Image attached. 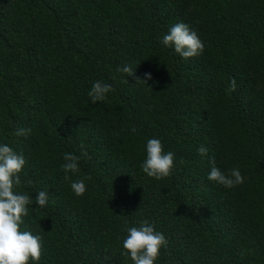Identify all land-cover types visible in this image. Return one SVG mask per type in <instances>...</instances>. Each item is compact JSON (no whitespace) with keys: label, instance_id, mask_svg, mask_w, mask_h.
<instances>
[{"label":"trees","instance_id":"1","mask_svg":"<svg viewBox=\"0 0 264 264\" xmlns=\"http://www.w3.org/2000/svg\"><path fill=\"white\" fill-rule=\"evenodd\" d=\"M180 22L202 55L161 43ZM145 73L151 88L137 84ZM97 80L113 91L94 104ZM151 138L175 154L162 180L142 171ZM81 143L91 159L65 180L64 154ZM0 144L26 159L20 230L42 237L29 264H133L125 226L144 219L168 240L154 264H264V0H0ZM213 159L244 183L209 181Z\"/></svg>","mask_w":264,"mask_h":264},{"label":"clouds","instance_id":"2","mask_svg":"<svg viewBox=\"0 0 264 264\" xmlns=\"http://www.w3.org/2000/svg\"><path fill=\"white\" fill-rule=\"evenodd\" d=\"M161 43L166 47H174L175 52L184 59L202 55L205 50L204 42L188 24L180 22L170 27ZM118 71L128 76H134L135 70L130 65H124ZM152 79L151 73H145V78L136 77L137 84H146ZM128 81L125 80V83ZM149 86V85H148ZM151 88V86H149ZM237 88L236 80L230 81L229 92ZM113 91L111 85L102 81H95L88 92L92 103L104 102L108 93ZM136 129L133 128L132 132ZM31 133L30 128L18 127L16 136L27 137ZM81 156L72 153L64 154V163L61 169L65 172L64 179L69 180L68 173L79 172V161L81 158L91 159L86 146L80 144ZM147 156L142 162V171L150 178L162 180L170 175L174 169L175 154L172 151H164L159 139L151 138L146 144ZM199 155L207 156L208 149L201 145L197 149ZM212 166L207 175L209 181L215 182L226 188H234L244 183V177L239 168H232L228 172L222 171L212 160ZM26 165L25 156L17 153L7 144H0V264H29V260L39 261L41 259L42 237L33 235L29 231H21L22 217L29 215L28 206L33 203L29 194L16 191L22 181L20 173ZM31 184V181H29ZM71 189L76 196H83L86 192L84 179L71 182ZM38 205L36 210L46 207L48 204V193L39 191L35 199ZM139 226L127 227V237L123 240V255L130 256L133 264H154L162 248H167L166 236L157 231L154 223L144 219L138 222Z\"/></svg>","mask_w":264,"mask_h":264}]
</instances>
